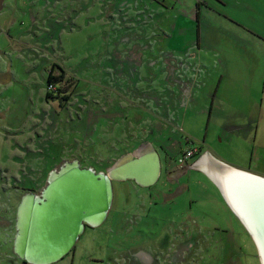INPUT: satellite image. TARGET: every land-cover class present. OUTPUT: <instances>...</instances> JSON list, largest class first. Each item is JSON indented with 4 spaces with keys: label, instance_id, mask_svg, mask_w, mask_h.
I'll list each match as a JSON object with an SVG mask.
<instances>
[{
    "label": "rangeland",
    "instance_id": "rangeland-1",
    "mask_svg": "<svg viewBox=\"0 0 264 264\" xmlns=\"http://www.w3.org/2000/svg\"><path fill=\"white\" fill-rule=\"evenodd\" d=\"M159 11L149 0H0V264L24 263L12 248L16 211L23 196L40 195L50 172L77 162L105 174L120 155L148 142L161 178L146 188L111 178L104 222L85 227L55 264L261 263L216 184L176 162L188 139L264 176V135L254 144L253 134L249 141L223 135L229 119L207 126L198 104L175 122L164 113L167 51L153 47L152 29L154 19L165 24L159 28L168 21ZM200 55L214 58L207 49ZM155 84L157 106L150 104Z\"/></svg>",
    "mask_w": 264,
    "mask_h": 264
},
{
    "label": "crops",
    "instance_id": "crops-1",
    "mask_svg": "<svg viewBox=\"0 0 264 264\" xmlns=\"http://www.w3.org/2000/svg\"><path fill=\"white\" fill-rule=\"evenodd\" d=\"M149 2L160 10L156 17L168 21V28H159L163 21L154 19L153 27L158 28L152 29L153 47L167 51L165 86L164 90L161 88L164 113L170 114L171 118L174 116L172 120L175 122V116L191 114V107L198 104L201 106L199 113H207V126L211 119L217 124L218 117H225L229 120L221 123L219 132L223 135L237 133V139L244 137L245 141H249L253 134L254 144L259 133L264 135V0H192L191 5L188 2L189 6L186 0L183 5V0ZM196 4L199 5L200 13L198 23L195 19ZM225 11L235 12V15L230 16ZM228 44L230 51L226 52ZM205 49L213 53V60L204 59L200 55ZM137 59H132L133 63L138 62ZM130 68L133 69V66L128 65ZM156 89L157 84L150 90V95L154 96L151 97L154 102L150 104L157 106ZM243 100L249 101L250 105L241 104ZM242 119L244 121H240ZM178 127L183 132V126ZM204 145L205 142L196 145L201 148V154L189 161L183 170L205 174L196 168V164L199 159H206L252 173L251 163L247 169L236 167L215 155L217 153L210 148H204ZM148 156L149 160L152 156L156 159L155 179L152 183L143 186L133 178L123 177L130 169L136 170L134 168L138 165L144 169L147 162L142 159ZM201 168H205L207 173L214 169L207 165H201ZM160 170V160L155 154L154 145L148 142L140 143L133 151L120 155L115 164L105 171H111L116 181L128 180L146 188L161 178ZM252 175L264 178L255 173ZM133 252L131 249L129 254L135 256Z\"/></svg>",
    "mask_w": 264,
    "mask_h": 264
},
{
    "label": "water",
    "instance_id": "water-1",
    "mask_svg": "<svg viewBox=\"0 0 264 264\" xmlns=\"http://www.w3.org/2000/svg\"><path fill=\"white\" fill-rule=\"evenodd\" d=\"M201 165L211 166L221 173L264 186V178L238 171L220 161L199 159L196 168L200 169ZM79 166L77 162L63 164L58 171L50 172L46 187L39 196L27 194L21 199L16 211L12 248L18 259L25 264L57 263L72 251L83 229L91 226L88 224L89 220L103 219L109 212L113 198L110 182L115 176L111 171L105 174L97 173L93 169H82ZM153 166L154 163L151 168ZM201 171L216 184L225 204L255 242L260 264H264V254L260 250L258 235L246 216L230 202L220 182L213 175H209L205 168ZM136 176L132 168L130 173L123 177L133 178L143 186L154 181L149 179L142 181Z\"/></svg>",
    "mask_w": 264,
    "mask_h": 264
},
{
    "label": "bare ground",
    "instance_id": "bare-ground-1",
    "mask_svg": "<svg viewBox=\"0 0 264 264\" xmlns=\"http://www.w3.org/2000/svg\"><path fill=\"white\" fill-rule=\"evenodd\" d=\"M149 158L150 157L148 156L142 159L145 163L147 162V168H145V170L143 168V170L141 169V165L134 168L136 169V178H140L142 181H145L146 179L147 181L148 179L153 181L155 179L156 159L153 156L150 160ZM153 163L155 166L151 168ZM201 169L203 168L200 166L199 170ZM210 171L211 173L208 172L209 175H213L220 182L223 190L228 198H230V202L241 214L246 216L252 229L258 235V243L261 247L260 250L264 254V186L251 181H243L236 178V176L221 173L218 170L212 169ZM104 220L105 217L103 219L94 218L89 220L90 223L88 224L91 225L90 227L97 228L104 222Z\"/></svg>",
    "mask_w": 264,
    "mask_h": 264
},
{
    "label": "built area",
    "instance_id": "built-area-1",
    "mask_svg": "<svg viewBox=\"0 0 264 264\" xmlns=\"http://www.w3.org/2000/svg\"><path fill=\"white\" fill-rule=\"evenodd\" d=\"M52 85L48 88V90H52ZM187 140V148L184 150L183 153L179 156L177 159L176 165L178 168L182 169L185 168V166L188 164V162L193 161L199 154H201V150L198 146L194 144H190L189 140Z\"/></svg>",
    "mask_w": 264,
    "mask_h": 264
},
{
    "label": "trees",
    "instance_id": "trees-1",
    "mask_svg": "<svg viewBox=\"0 0 264 264\" xmlns=\"http://www.w3.org/2000/svg\"><path fill=\"white\" fill-rule=\"evenodd\" d=\"M199 5L198 4H196V14H195V19H196V22L198 23V19H199ZM197 29L199 30V26H197ZM198 30H197V32H198ZM55 81V79L53 78V76L49 73L48 74V77H47V83L48 84H52L53 82ZM46 96L47 97H49V93L47 92L46 93ZM200 150H201V148H200ZM73 250V249H72Z\"/></svg>",
    "mask_w": 264,
    "mask_h": 264
},
{
    "label": "flooded vegetation",
    "instance_id": "flooded-vegetation-1",
    "mask_svg": "<svg viewBox=\"0 0 264 264\" xmlns=\"http://www.w3.org/2000/svg\"><path fill=\"white\" fill-rule=\"evenodd\" d=\"M182 169H184V168H182ZM20 204V203H19ZM230 210V209H229ZM231 211V210H230ZM232 212V211H231ZM233 213V212H232ZM188 253V252H187ZM62 260V259H61ZM24 264V263H23Z\"/></svg>",
    "mask_w": 264,
    "mask_h": 264
}]
</instances>
